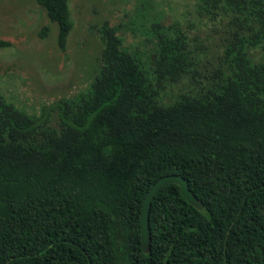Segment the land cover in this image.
I'll use <instances>...</instances> for the list:
<instances>
[{
    "label": "trees",
    "instance_id": "obj_1",
    "mask_svg": "<svg viewBox=\"0 0 264 264\" xmlns=\"http://www.w3.org/2000/svg\"><path fill=\"white\" fill-rule=\"evenodd\" d=\"M36 2L64 50L68 0ZM154 6L137 9L145 48L96 26L101 48L78 93L38 114L0 96V264H264V0H196L219 23L211 55ZM168 174L202 207L163 185L145 251L142 202Z\"/></svg>",
    "mask_w": 264,
    "mask_h": 264
},
{
    "label": "rangeland",
    "instance_id": "obj_2",
    "mask_svg": "<svg viewBox=\"0 0 264 264\" xmlns=\"http://www.w3.org/2000/svg\"><path fill=\"white\" fill-rule=\"evenodd\" d=\"M141 1L68 0L73 26L62 50L57 44V24L36 0H0V39L6 43L0 45V96L38 114L42 106L86 88L101 48L96 26L105 21L117 25L126 45L146 47L138 24L150 26V21L136 20ZM153 1L164 25L179 24L193 45L206 48L209 55L220 49L219 23L199 15L196 0ZM184 85L186 80L170 88L172 95ZM164 99L169 101L171 95ZM51 122L56 123L55 114Z\"/></svg>",
    "mask_w": 264,
    "mask_h": 264
},
{
    "label": "water",
    "instance_id": "obj_3",
    "mask_svg": "<svg viewBox=\"0 0 264 264\" xmlns=\"http://www.w3.org/2000/svg\"><path fill=\"white\" fill-rule=\"evenodd\" d=\"M176 183L179 186L181 194L194 206L201 208V204L197 197L192 193L189 185L184 177L178 174H168L163 175L158 178L146 192L145 197L142 202L140 211V228H141V245L146 251L149 247L150 242V232H149V209L151 201L156 194V192L165 184Z\"/></svg>",
    "mask_w": 264,
    "mask_h": 264
}]
</instances>
